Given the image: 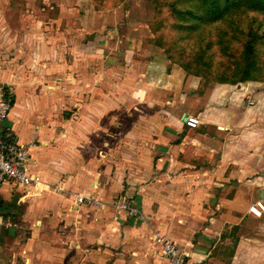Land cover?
Wrapping results in <instances>:
<instances>
[{"label":"crops","instance_id":"obj_1","mask_svg":"<svg viewBox=\"0 0 264 264\" xmlns=\"http://www.w3.org/2000/svg\"><path fill=\"white\" fill-rule=\"evenodd\" d=\"M80 19L63 25L62 52L30 38L0 58L4 124L41 180L0 183V264H171L156 234L182 264H264V212L247 209L264 204V90L208 80L139 38L114 58ZM89 191L101 206L76 203Z\"/></svg>","mask_w":264,"mask_h":264},{"label":"rangeland","instance_id":"obj_2","mask_svg":"<svg viewBox=\"0 0 264 264\" xmlns=\"http://www.w3.org/2000/svg\"><path fill=\"white\" fill-rule=\"evenodd\" d=\"M170 1L0 0V58L3 54L13 57L16 53H24L32 44L30 38L33 39V46L37 40L43 42L47 38L46 41L53 43L54 50L62 52L60 36L63 25L72 17H81L80 22L91 26L90 29H85V37H93V34L99 32L103 38L109 39V43L114 41L113 55L117 59L121 56L120 49L124 48L127 42L139 38L142 40L139 42L142 48H156L169 60L183 66L185 60L182 59L186 51L189 53L187 56H196L195 54L201 52V40L208 38L213 45L210 50H206L209 54L208 61L213 64L214 70L222 68L218 75L226 72L225 75L230 76L234 68L242 66L247 42H251L252 49L246 54L249 56L250 66L247 68L250 78L245 81H254L258 84L257 90H264L263 11L256 7L237 6L235 2L238 0H234L235 2H231L220 12L221 17L213 18L216 11L210 16L201 10L205 6H199L198 0H174V8L167 3ZM215 1L209 0L208 3ZM75 25L73 27H76ZM72 32L75 37L81 34L77 29ZM215 34L227 42L224 53L213 43ZM177 40L179 42H174ZM183 44L186 49L190 45L191 47L185 50ZM104 45H108L109 49L111 47V44L103 43ZM236 62H239V65ZM186 67L184 68L191 72L200 73L194 64ZM204 77L217 81L213 75Z\"/></svg>","mask_w":264,"mask_h":264},{"label":"built area","instance_id":"obj_3","mask_svg":"<svg viewBox=\"0 0 264 264\" xmlns=\"http://www.w3.org/2000/svg\"><path fill=\"white\" fill-rule=\"evenodd\" d=\"M13 101L9 90L0 86V183L11 180L21 186L39 184L41 183L40 177L35 173L29 172L26 168L27 149L18 142L12 128L4 124ZM185 123L189 127H195L199 120L197 116L187 115ZM46 186H51L57 191L65 190L63 183ZM74 200L77 204L92 206H101L103 204L102 197L98 191L75 193ZM114 206L118 211L125 210L128 215L137 213V210L127 197H121L116 200ZM247 209L252 214L260 216L264 212V204L257 200L249 204ZM154 240L160 245L162 254L169 258L171 264H182L178 250L170 239L156 234Z\"/></svg>","mask_w":264,"mask_h":264},{"label":"trees","instance_id":"obj_4","mask_svg":"<svg viewBox=\"0 0 264 264\" xmlns=\"http://www.w3.org/2000/svg\"><path fill=\"white\" fill-rule=\"evenodd\" d=\"M190 1V0H189ZM199 1V6L204 5L205 8H201L202 11L208 13L209 15L214 13L213 18H218L221 17V11L224 9V7H227L228 4H230L231 2H233L234 0H225L224 2H221L220 0H216L215 2H212L211 4L208 3L209 0H198ZM235 2V1H234ZM169 3V6L174 8L175 7V2L174 0H171ZM208 3V4H207ZM235 4H237V6L241 5L243 7H256L258 8L260 11L264 12V0H238L237 2H235ZM217 8V10H216ZM208 15V16H209ZM211 16V15H210ZM179 20L181 21V17H179ZM182 23V22H180ZM218 34H215V40H213V43L218 45V48L221 50L222 53H224V47H226L225 43L226 40H224L221 36L217 37ZM255 39V37H253ZM174 42H179L174 41ZM212 42L208 41V38H204L201 40V52L195 54L196 56L189 55V53L186 51V54L183 55V60H185V63H183L182 65L187 68L186 66H189L190 64H194L195 65V69H199L201 75L204 76H208L210 77V75H213L214 77H216L215 79L219 82H230V83H237L239 81H245L247 78H250V71H249V56H247V52H250L252 49V44L251 42H247V51L245 53V56L243 57V61L244 64L240 67H236L234 68L235 70L231 73L230 76H226L224 72L220 73L218 75V73L220 72L219 70H221L222 68H220L219 70L217 69H213V64L209 63L208 59H209V54L206 52V50H210L212 48ZM183 47L185 50L189 49L191 47V45L186 49L185 44H183ZM212 55V54H211ZM211 58V56H210ZM192 61V62H191ZM194 62V63H193ZM237 65H239V62H236ZM220 67V66H219ZM218 67V68H219ZM212 68V69H211ZM218 71V72H217Z\"/></svg>","mask_w":264,"mask_h":264}]
</instances>
